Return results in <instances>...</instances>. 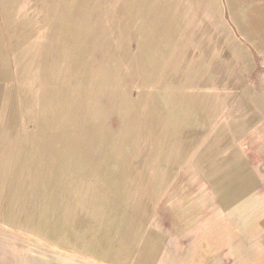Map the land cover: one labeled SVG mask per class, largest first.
I'll return each mask as SVG.
<instances>
[{
	"label": "rangeland",
	"instance_id": "obj_1",
	"mask_svg": "<svg viewBox=\"0 0 264 264\" xmlns=\"http://www.w3.org/2000/svg\"><path fill=\"white\" fill-rule=\"evenodd\" d=\"M0 160V264H264V0H0Z\"/></svg>",
	"mask_w": 264,
	"mask_h": 264
},
{
	"label": "crops",
	"instance_id": "obj_2",
	"mask_svg": "<svg viewBox=\"0 0 264 264\" xmlns=\"http://www.w3.org/2000/svg\"><path fill=\"white\" fill-rule=\"evenodd\" d=\"M123 1V4L124 5H129V3H130V0H122ZM160 1V0H159ZM162 1H164V0H161V2ZM72 14H73V18H75V16L77 17V15H78V11H77V7H76V9L73 11V8H72ZM76 19V18H75ZM86 20H87V18H86ZM75 24V23H74ZM62 29H63V27H62ZM168 30V29H167ZM167 30L165 31V29H164V32L162 33L163 35H165L166 37H168L167 36ZM63 39H64V37H63ZM62 39V40H63ZM124 41V39H123V37L121 38V43ZM168 42V41H167ZM84 49V48H83ZM62 90H64V89H62ZM61 90V93H60V95H59V98H57L58 99V105H61L62 107H61V110H60V112H63L64 111V105H63V103L65 102V100H64V96H65V94H64V92ZM57 97H58V95H57ZM67 97V96H66ZM58 115V114H57ZM56 115V116H57ZM15 171H16V168H15ZM15 171H14V173H13V175H12V177L10 178L11 179V185H12V182H13V179H14V174H15ZM4 172H5V164L4 163H2L1 162V160H0V196H1V191H2V187H3V182H4V179H5V175H4ZM247 179H249V177L247 178ZM246 179V180H247ZM10 181V180H9ZM246 183H243L241 186H244ZM11 191H9V193H10ZM157 244L155 243V245L154 246H156ZM153 248V247H152ZM155 248V249H154ZM153 249L156 251V247H154ZM153 253H154V251H151V252H148L147 251V253H145L144 254V252H141L140 253V256L141 257H143V258H146L147 256H149V255H153Z\"/></svg>",
	"mask_w": 264,
	"mask_h": 264
},
{
	"label": "bare ground",
	"instance_id": "obj_3",
	"mask_svg": "<svg viewBox=\"0 0 264 264\" xmlns=\"http://www.w3.org/2000/svg\"><path fill=\"white\" fill-rule=\"evenodd\" d=\"M126 1H127V0H126ZM52 98H53V100H55L57 97H53V96H52ZM45 103H46V102H45ZM51 103H52V101H51V102H48V101H47V103H46V107H47V105H50ZM127 109H128V108L126 107V110H127ZM128 110H129V109H128ZM59 116L61 117V115H57V119L55 120V122H57V124H58V122H60L61 125H62L63 123H65V122H67V121H71V120L68 119L67 121L63 122V121L61 120L62 118H60ZM72 121H73V120H72ZM77 122H78V121H77ZM71 123H72V122L69 123V127H71V125H73V123H72V124H71ZM75 125H76V124H75ZM53 127L57 128L58 126H53ZM67 127H68V126H67ZM67 127H66V128H67ZM111 160H112V158H110V157H105V158L103 159V165H105L106 162H109V161H111ZM76 164H78V163H76ZM79 164H80V163H79ZM99 168H101V166L98 165L97 170H99Z\"/></svg>",
	"mask_w": 264,
	"mask_h": 264
}]
</instances>
